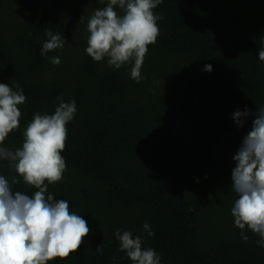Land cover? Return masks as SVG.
Returning <instances> with one entry per match:
<instances>
[{"label": "trees", "instance_id": "1", "mask_svg": "<svg viewBox=\"0 0 264 264\" xmlns=\"http://www.w3.org/2000/svg\"><path fill=\"white\" fill-rule=\"evenodd\" d=\"M107 2L0 0V83L19 82L26 96L4 146L22 147L34 114H53L57 96L77 104L61 152L67 170L48 191L90 232L78 251L48 264H114V256L133 264L117 230L142 236L161 264H264L259 236L248 230L243 241L231 215L233 157L254 119L238 128L232 114L264 105V0H163L140 83L131 64L115 69L86 53L88 19ZM49 29L66 42L42 56ZM0 175L20 179L13 191L37 190L7 161Z\"/></svg>", "mask_w": 264, "mask_h": 264}, {"label": "clouds", "instance_id": "2", "mask_svg": "<svg viewBox=\"0 0 264 264\" xmlns=\"http://www.w3.org/2000/svg\"><path fill=\"white\" fill-rule=\"evenodd\" d=\"M162 3L163 0H108L88 19L86 53L96 62L107 58V64L115 69L131 64L130 77L140 83L148 46L156 43L160 34L157 22L164 18L153 10ZM46 35L42 56L64 48V36L50 29ZM258 57L264 61V48ZM48 59L53 65L61 62L58 56ZM203 70L211 72L212 65L206 64ZM56 99L59 104L54 113H35L23 131L22 147L13 150L4 142L20 126L22 112L18 106L25 103L26 96L19 82L15 88L0 83V161H7L26 185L37 189L32 196L13 191L20 179L0 175V264H48L54 258H68L90 232L87 221L70 211L68 200H55L48 191L49 185L60 182L67 170L61 152L68 138L67 124L77 112L74 98L69 102L62 95ZM250 115L254 116L251 129L233 157L236 166L231 189L238 198L231 215L235 227L241 230V239L247 242L246 231L250 230L259 236L257 245L264 248V105L258 106L255 113L247 107L236 110L232 118L238 128H243ZM143 228L149 236L155 235L148 223ZM115 237L133 264H161L160 254L145 247L142 236L117 230ZM96 251L103 252V244ZM112 259L115 264L117 258Z\"/></svg>", "mask_w": 264, "mask_h": 264}]
</instances>
